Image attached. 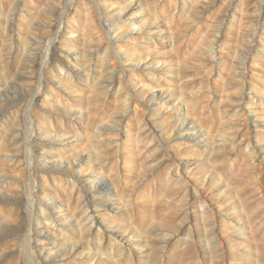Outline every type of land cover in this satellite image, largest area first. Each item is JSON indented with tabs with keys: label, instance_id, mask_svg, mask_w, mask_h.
Here are the masks:
<instances>
[{
	"label": "rangeland",
	"instance_id": "374dc122",
	"mask_svg": "<svg viewBox=\"0 0 264 264\" xmlns=\"http://www.w3.org/2000/svg\"><path fill=\"white\" fill-rule=\"evenodd\" d=\"M0 90V264L31 195L41 264H264V0H0Z\"/></svg>",
	"mask_w": 264,
	"mask_h": 264
},
{
	"label": "bare ground",
	"instance_id": "6f19581e",
	"mask_svg": "<svg viewBox=\"0 0 264 264\" xmlns=\"http://www.w3.org/2000/svg\"><path fill=\"white\" fill-rule=\"evenodd\" d=\"M65 10H66V8L64 9V11ZM14 21H15V18H13L10 21L6 20L5 26L7 28H5V26L2 27L6 34L9 33V32L12 33ZM52 42H54V41H52ZM12 43H14V40L10 41V44H12ZM51 43H50V47L47 50L46 55H45V60H44L45 65H47L48 61H49V53H50ZM3 69H5V68H3ZM65 77H68V78L70 77V74H69L68 71H65ZM5 79H7V78L4 76V80ZM2 95H5V94H4L3 90H0V96H2ZM161 95H162V93H159V92H157V93L155 92V93L152 94V97H155L154 99L157 101V105H159V103H160ZM136 106H137V104H136ZM26 135H27V140L30 141L31 138H32V135H33V126L28 127V129L26 130ZM58 165H63V164L59 163ZM89 172H91V170H89ZM98 177H99V175L95 176L94 174H92L91 178L89 179L90 185L92 187V190L94 192H96V194L98 192H103L101 190L104 189L105 186H107V185H105V181L104 180H97ZM55 183L56 182L54 181L53 184H55ZM74 183H75V181L73 182V184H71V186H72L71 190H74L73 192L76 191L75 194L77 193V199L80 200V203H81V200H83L82 196L84 195L83 194V190L81 188L75 189L76 188V186H75L76 184L74 185ZM58 186H61V185L58 184ZM32 190H34V189H32ZM31 194L32 193H30V195ZM197 195H198V197H200L199 193H197ZM95 202L99 203L98 204L99 206L103 205L102 203H100V201L98 202V200H96ZM45 204H42V202H41L40 206H38V203L36 202L35 198L32 195H31V197H29V207L28 208L30 210L29 212L31 214V218H30L29 228L27 229V232H26V238L28 240V242H27V250L29 252L30 258L33 259L37 264H41V261L38 260L37 255L35 254V251H33L31 243H32L33 234H34L33 232H34V229H35L34 228V226H35L34 222L35 221L37 222L39 217H40V219H42V222H45V225H47L48 227H50V228L51 227L52 228L53 227L54 228L57 227V228H59L61 230V233L64 236H70L68 234V232H67V229H65L64 226H60V224L57 223V221L54 219V217L51 214V212H49V210L47 209V205H45ZM81 204L82 205H81V208H80V211H81L80 214L78 215V217L74 216V217H76L75 220L78 223V227H79L78 230L80 231L81 234H83L86 231L87 234H90V235H93V234L96 235L97 234V236H98L101 233L100 231L103 230V229H102L101 224L96 221V217H95V214H93V211H89V210H91L90 202H87V203L86 202H82ZM104 217H108V216L104 215ZM84 218H86V219L83 220ZM100 239L102 241V238H100ZM89 252H90L89 255H88L89 256V260L92 261V259L95 257L96 254L93 253L92 251H89ZM30 258H29V260H30ZM31 262H32V260H31ZM88 263L91 264V262H89V261H88Z\"/></svg>",
	"mask_w": 264,
	"mask_h": 264
}]
</instances>
